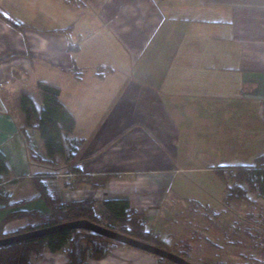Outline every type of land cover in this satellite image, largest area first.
Listing matches in <instances>:
<instances>
[{
  "label": "crops",
  "instance_id": "obj_1",
  "mask_svg": "<svg viewBox=\"0 0 264 264\" xmlns=\"http://www.w3.org/2000/svg\"><path fill=\"white\" fill-rule=\"evenodd\" d=\"M0 12L21 26L0 19V152L8 166L0 191L9 204L23 203L2 218L15 209L47 212L33 182L38 178L63 203L94 200L99 217L109 218L103 200L126 197L160 239L171 195L180 202L188 185L211 193L199 176L181 179L178 172L210 175L220 186L224 171L253 165H224L225 158L264 153V0H0ZM110 48V63H100ZM39 81L60 89V101L75 120L68 139L80 144L72 160L66 144L65 153L50 162L31 157L33 151L46 158V150L36 128H26V136L21 131L20 98L30 97L42 110ZM192 96L201 100L187 99ZM185 125L213 165L182 169L160 160ZM150 141L158 147L144 145ZM22 178L31 181L30 193L18 189ZM224 194L185 200L222 220L229 202ZM21 219L3 233L23 227L25 218L14 220ZM33 264L67 259L45 251ZM87 264L159 263L122 246Z\"/></svg>",
  "mask_w": 264,
  "mask_h": 264
},
{
  "label": "trees",
  "instance_id": "obj_2",
  "mask_svg": "<svg viewBox=\"0 0 264 264\" xmlns=\"http://www.w3.org/2000/svg\"><path fill=\"white\" fill-rule=\"evenodd\" d=\"M0 19L8 22L14 28L21 27L1 12ZM72 47L70 46L71 50ZM36 87L42 110H37L30 97L22 95L20 98V108L25 115L21 131L26 136V128H36L46 150V158H42L41 155H37L33 151L30 152L31 157L33 161L44 162L43 160L46 159L50 162L55 155L65 153L64 145L66 144L67 159L72 160L80 142L68 139L75 129V120L60 101V89L43 81H39ZM26 141L30 143L28 138ZM239 168L236 183H244L247 191L256 190L264 198V153L254 159L253 165ZM70 171L77 175L79 173V169L74 166L70 167ZM7 173V160L0 152V183L2 176ZM33 182L38 188L39 196L46 201L47 212L21 209L9 212L0 224V239L77 220L102 224L95 212L94 200L84 199L63 203L47 194L44 185L38 178H33ZM246 190L240 185L228 188L226 200L242 199L247 193ZM8 198L0 191V201H6ZM22 204L11 203L8 206L19 208ZM101 205L109 218L119 225L113 230L165 249L161 246L163 243L159 241L158 235L151 228H146L142 219L136 217L135 213L130 210L129 200L126 197L106 199L102 201ZM20 218L26 219L23 227L11 233H3L2 226L5 222ZM122 246L126 245L85 230H63L40 238L0 246V264H33L45 251L64 253L67 264H87L89 260H101L113 256L114 250ZM157 261L163 264H173L159 257H157Z\"/></svg>",
  "mask_w": 264,
  "mask_h": 264
},
{
  "label": "rangeland",
  "instance_id": "obj_3",
  "mask_svg": "<svg viewBox=\"0 0 264 264\" xmlns=\"http://www.w3.org/2000/svg\"><path fill=\"white\" fill-rule=\"evenodd\" d=\"M71 41L73 42V39ZM111 52L110 48V53L107 56L104 55L103 58L101 57L100 63H105L108 59L110 63ZM87 61L90 62L89 60ZM140 61L134 62L135 70L140 68ZM138 79V76L134 77L135 84H137L136 81ZM187 99L193 101L201 100L196 96ZM178 128L180 130L178 138L166 143L167 146L162 152L160 160L166 161L167 165L168 162H173V164L178 165L177 167H182V169L196 165H213L210 164L212 162H210L209 158L207 159L204 156V152H207V149L203 142H194L190 138L191 126H178ZM200 136L205 138L204 133ZM144 145L158 147V144L153 141L146 142ZM212 159L216 160V158ZM225 162H228V164L224 165L228 166L251 165L254 163V157H240L234 154L230 158H225ZM178 174L181 179L184 177H190L188 179H191L193 176H199L200 180L205 183L204 187L211 193L205 192L203 194L200 190L188 185L183 194L181 193L183 196L180 202L179 198L174 195L169 197L172 204L169 208L165 207L164 216L166 215V219L159 228V241L163 243L161 246L166 251L182 257L191 264H264V199L261 198L258 191H247V188L244 187L247 192L245 197L239 200H229L227 206L224 204V219L219 220L216 218L213 220L215 216L210 215L207 210L196 209L194 205L189 204L185 199L191 195H199L208 199L210 197L214 198L218 193L224 191L226 197L228 188L241 185L236 183V171H224L225 180L220 186L215 184L210 175H196L184 170L178 172ZM30 186H32L31 181L22 178L18 189L27 190L28 192ZM31 190L32 188L29 193ZM8 201H0V208H4L0 209V224L4 218H2L4 211L12 209L8 206ZM99 219L100 223H102L100 225L108 229L113 230L119 226L106 216L99 217ZM22 223H24L23 219L5 222L2 226V231L5 232L9 229L12 231V229ZM149 255L157 260L156 256Z\"/></svg>",
  "mask_w": 264,
  "mask_h": 264
},
{
  "label": "water",
  "instance_id": "obj_4",
  "mask_svg": "<svg viewBox=\"0 0 264 264\" xmlns=\"http://www.w3.org/2000/svg\"><path fill=\"white\" fill-rule=\"evenodd\" d=\"M85 230L92 232L94 234L100 235L102 237L108 238L115 242L121 243L133 249L151 254L153 256L168 260L173 264H191L182 257L166 251L165 249L159 248L153 244L131 238L117 231L108 229L102 225L92 223L88 220H77L72 222H67L57 226L38 229L30 232H25L9 237H4L0 239V246H5L13 243H18L22 241H27L30 239L40 238L43 236L51 235L63 230Z\"/></svg>",
  "mask_w": 264,
  "mask_h": 264
}]
</instances>
